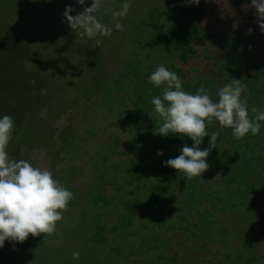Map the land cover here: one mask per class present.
I'll return each instance as SVG.
<instances>
[{
	"label": "rangeland",
	"instance_id": "1",
	"mask_svg": "<svg viewBox=\"0 0 264 264\" xmlns=\"http://www.w3.org/2000/svg\"><path fill=\"white\" fill-rule=\"evenodd\" d=\"M93 2L85 0V5ZM125 2L102 0L97 16L112 27V35L90 39L81 35V29L73 31L63 15L68 5L76 9L72 15L83 11L85 5L77 0H52L50 4L0 0V117L12 115L16 124L7 151L15 159L49 168L74 194L54 235H30L23 243L6 240L0 248V264H264V168L252 167L248 172L236 162L237 173L233 174H249L251 186L230 185L225 181L227 165L218 161L229 160V154L208 157L209 170L191 180L174 169L167 195H173L172 206L181 204L185 210L176 207L170 221L158 226L134 217L123 229L109 231L118 221L123 201L148 193L146 179L166 182L152 172L143 174L139 183L128 182L129 173H141L137 162L145 163L143 156L149 154L143 138L155 127L146 124L143 113H132L130 90L121 87L124 82L117 83L115 76L129 68L128 64L138 67L141 78L158 65L171 71L180 65L178 57L148 44L154 31L168 30L171 0H127L131 8L124 18H116L124 28L118 31L112 13ZM250 4L234 8L229 0H214V10L205 23L209 24L207 31L222 36L214 42L206 38L204 43H194L199 58L191 62L182 81L195 82L199 72L206 86L219 88L228 84L226 79H240L244 86L256 88L242 94L254 116V107L264 111V32L256 22V9L245 8ZM153 8L158 12L150 14ZM37 16L42 29L34 32L30 25ZM96 39L103 40L102 46L96 45ZM31 48L35 53L24 56ZM35 57L41 63L33 62ZM196 66L202 69L192 70ZM27 70L30 78L22 89L15 74ZM118 86L123 89L117 90ZM133 86V98L140 86L151 89L149 78H135ZM142 107L154 110L152 103ZM45 108L46 117H41ZM260 123L264 132V121ZM212 126L220 133L216 148L227 152L234 146L232 130L221 128L216 121ZM103 158H107L106 169L101 171ZM99 172L106 179L96 178ZM120 184L123 187L118 190ZM97 192L111 204H96ZM197 196L200 202L192 204ZM198 215L206 221H200ZM96 220L106 226L101 241L91 230V222ZM74 252H79V259L73 258Z\"/></svg>",
	"mask_w": 264,
	"mask_h": 264
},
{
	"label": "clouds",
	"instance_id": "2",
	"mask_svg": "<svg viewBox=\"0 0 264 264\" xmlns=\"http://www.w3.org/2000/svg\"><path fill=\"white\" fill-rule=\"evenodd\" d=\"M85 5V0H77ZM190 4L199 5L200 0H187ZM102 7V0H94L91 6L85 5L83 11L76 15V9L66 6L64 17L74 31L81 29V35L90 39L110 37L112 27L102 23L97 13ZM247 7L256 9L257 23L264 32V0H251ZM131 8L126 2L119 11L112 13L116 20L114 27L123 31L119 19L124 18ZM249 34L253 29H249ZM97 46H102L103 40L96 39ZM149 83L159 88L165 85L162 96H154L151 103L154 113L160 121H156L154 134L168 136L179 134L189 137L194 143L185 144L181 154L164 161L165 166H171L191 180L202 176L210 165L207 162L212 149L217 147L218 131H209L214 121L221 128H229L235 139L239 140L249 133L256 136L260 132L261 121H264V111L252 108L250 115L248 100L242 98L245 86L240 79H233L218 90V99L214 100L201 85L195 94L182 89V81L177 73L169 70L163 64L158 65L149 77ZM47 109L40 113L46 117ZM152 118V113H149ZM16 130L12 115L0 117V248L5 241L25 242L29 236L38 237L41 234L54 235L57 222L63 220V212L67 210L74 194L66 188L53 172L47 167L34 166L29 160L13 158L7 148ZM205 137H210L209 146L201 149ZM163 155V151H158ZM79 252L73 253L74 259H79Z\"/></svg>",
	"mask_w": 264,
	"mask_h": 264
},
{
	"label": "trees",
	"instance_id": "3",
	"mask_svg": "<svg viewBox=\"0 0 264 264\" xmlns=\"http://www.w3.org/2000/svg\"><path fill=\"white\" fill-rule=\"evenodd\" d=\"M40 1V0H39ZM57 1V0H56ZM251 0H229L232 7L240 8L245 3H249ZM43 2H46V4H50L52 0H43ZM54 2V1H53ZM214 0H200L199 5L190 4L187 2V0H171V8L169 12L172 14V18L168 17L170 20V26L168 30L162 33L153 32L152 36L148 39L149 45H156L158 50H163L165 53H167L170 57H178V60L180 61V65H176L172 71L178 74L181 81L183 78L186 77L189 70H191V62L195 61V59H198V50L195 48L194 43L200 42L204 43V40L206 38H209L211 42H214L216 38L221 37L222 35L213 33L212 30L207 31L208 25L205 23V19L210 16V13L213 12L214 8L212 6V3ZM169 2L167 3V5ZM28 5V4H27ZM154 11H157V9L150 10V14ZM158 12V11H157ZM160 14H157V16ZM36 24V26H35ZM46 24V22H45ZM220 27L223 28L226 24L219 23ZM31 30L34 32H39L42 29V26L40 25L36 18L35 20H32L31 23ZM26 27V26H25ZM227 28V26H226ZM226 28H223L224 30ZM36 29V30H35ZM26 30V29H25ZM44 50V49H43ZM63 51V50H61ZM35 51L31 48L29 54L24 52V56H30L31 54H34ZM38 54V53H37ZM65 55V54H63ZM98 57H102V53L99 52ZM36 58V57H35ZM33 60L37 63H41V61L36 58ZM99 62V61H98ZM187 65V67H183ZM129 68H127L125 71L118 73V77L116 79L117 83L124 82V85L121 86L123 88H127L130 90V93L127 91V96L129 97L130 101L133 102V108L132 113L138 114L143 113L144 119H146V124H154V127H156V121H160V117L158 114H155L153 109L151 108H143L142 105H150L151 100L154 96L160 95V93L163 92V89L165 85H161L159 88H157L155 85L151 84V89L147 90L145 87H139L137 88L139 90V93H137V97H132L133 95L132 91L134 86V79L138 78V80H146L150 76V72H144L143 77L141 78L142 73L138 71V67L136 65L131 66V64H128ZM91 67V66H90ZM101 68L100 66H97ZM204 67V64H202V68ZM201 67H193L192 70H200ZM100 70V69H99ZM13 74V73H12ZM32 74V73H31ZM200 76H197V80L195 82L193 81H182V89L186 92L195 94L199 87L203 85L208 92V94H215L214 100L218 99V90L219 88L216 86L211 85H205L203 83V79L201 78V72H199ZM17 77V86L24 87L25 83L28 82L27 80L30 78V72L27 70L26 72L19 71L17 74H15ZM228 84L232 82V80L226 79L225 80ZM101 82V81H99ZM247 85V84H246ZM118 86L117 90H122ZM222 87V86H221ZM90 88V87H89ZM23 89V88H22ZM256 89L253 86H245V91H253ZM261 90V89H259ZM134 92V91H133ZM28 91L24 92V95H27ZM135 94V93H134ZM242 98H246V96H243ZM125 105H128L125 99L122 101ZM127 103V104H126ZM149 113H152V118L150 117ZM138 124H141V120L139 119L137 121ZM155 129V128H154ZM153 131H149L148 135L144 136V144L148 145L149 148V154L144 155L145 163L137 162L138 169L141 171L140 174H135L134 172L129 173V179L128 182L130 184L133 183H139V180L142 178V175L145 176L149 175V172H152L154 174V177L158 178H164L166 182H161L160 184H156L153 180L146 179L144 181L148 193L144 197H133L131 199H127L123 201V209L121 211H117V223L109 229V231H114L116 229H123L122 227L128 226L132 223L134 217H142L145 218L147 223L152 222L151 224L154 225H163L164 223L170 221L171 219V211H173L176 207L180 211H184L183 205H177L172 206L171 198L172 194L167 195V191L169 188V183L171 180V175L174 173V168L171 166H165L164 161L175 158L176 156L181 154L182 147L187 144L188 146H192L194 143L189 137L187 136H181L179 134H169L168 136H162V135H156ZM261 129V128H260ZM209 131H218L216 128H214L212 125L209 128ZM219 132V131H218ZM220 138V135L218 136ZM217 138V139H218ZM209 139L210 137H205L203 144L200 146L201 149L207 148L209 146ZM242 139V140H241ZM239 140L233 138L232 143L234 146L230 149H228L227 152H224L221 150V148H214L212 149L209 157H214L218 153L222 155H231V158L226 161H222L219 159V162H222L225 164L229 171V175L225 176V181L229 182V184H233L235 182H238V184L245 185L249 184L251 186V179L250 175L247 174L245 176L243 175H236L233 173H237V171L233 168V166L237 164H241L245 168L248 169V172L251 171L252 167H257V169L264 168V132H259L258 135L253 136L250 133L246 135L243 138ZM171 149V151H170ZM162 150L163 155H158V151ZM178 152L180 154H178ZM218 158V157H217ZM216 158V159H217ZM107 158H103L101 162L100 170L104 171L106 169L104 163L106 162ZM218 162V163H219ZM230 169V170H229ZM100 173V172H99ZM242 176V177H241ZM96 178L100 180L106 179L105 173H100L96 175ZM262 182L264 185V177L262 178ZM173 182V181H172ZM186 185H188L187 182H185ZM174 186L177 185L176 182L173 184ZM123 187L122 184L118 185L117 188L120 190ZM136 187L139 188L140 186L136 184ZM69 188V187H68ZM74 188V187H73ZM78 193V189L75 188ZM258 193H262V191H257ZM77 195V194H76ZM94 201L95 203L103 202L104 205L108 206L110 205V200L108 197L103 196L101 193L97 192L94 193ZM190 196V195H189ZM188 199H192L188 197ZM211 203H214V200L210 199ZM200 202V196L195 197V200L192 201V204H197ZM210 214V213H209ZM182 214H179L178 217L182 218ZM198 219L201 221L203 220V217L201 215H198ZM92 220V219H91ZM97 221V222H96ZM92 221V225L94 228L91 230L94 233V237L97 241L104 240V232H105V225L101 223V220ZM89 223V222H88ZM186 228V226H185ZM123 231V230H122ZM223 231H226V229H223ZM125 232H128L125 230ZM131 233H134L133 231Z\"/></svg>",
	"mask_w": 264,
	"mask_h": 264
}]
</instances>
